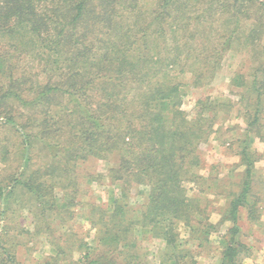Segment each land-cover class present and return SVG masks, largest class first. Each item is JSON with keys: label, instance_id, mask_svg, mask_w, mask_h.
<instances>
[{"label": "trees", "instance_id": "1", "mask_svg": "<svg viewBox=\"0 0 264 264\" xmlns=\"http://www.w3.org/2000/svg\"><path fill=\"white\" fill-rule=\"evenodd\" d=\"M151 1L145 7V0H0V126L14 128L17 136L14 170L1 147L7 181L0 198L5 204L16 196L37 202L29 209L39 213L40 207L59 206L57 200L71 209L81 193L75 168L90 157L114 158L107 176L121 182L125 197L134 183L148 185L147 202L133 212V221L124 213L127 203L118 199L110 213L88 205L84 218L101 225L96 232L101 251L91 264H115L119 257L118 264H138L127 261L142 258L129 252L127 234L134 224L170 246L167 258L175 264H194L179 250L177 225L189 228L200 212L198 194L188 195L184 183L196 177L198 144L211 131L218 105L200 100L196 117L188 118L178 76L190 73L193 86L208 84L205 78L219 67L222 48H230L237 34L239 16L221 19L222 26L231 25L224 41L214 42V19L207 18L220 13L223 0ZM257 9L264 14V3ZM258 26L255 40L264 54V21ZM19 106L27 108L26 120ZM261 108L257 96L246 131H255ZM240 152L246 170L228 208L233 225L220 264H240L238 254L247 249L236 237L237 216L252 186V155L245 146ZM8 228L4 224L0 231V264H18L17 237Z\"/></svg>", "mask_w": 264, "mask_h": 264}, {"label": "rangeland", "instance_id": "2", "mask_svg": "<svg viewBox=\"0 0 264 264\" xmlns=\"http://www.w3.org/2000/svg\"><path fill=\"white\" fill-rule=\"evenodd\" d=\"M223 1L218 9L220 13L207 18L214 19L211 40L224 41L223 33L231 25V22L226 21L222 26L221 19L224 17L236 15L239 16V22L230 48H222L225 52L219 67L205 78L209 82L206 85L193 86L190 73L178 76L182 81L181 107L188 118L196 117L200 100L208 99L218 108L211 131L198 144L200 162L194 169L196 177L184 183L188 195L198 194L200 212L195 211L197 213L192 216L189 228L178 223L176 239L179 250L184 249L194 264L221 263V252L233 225L228 208L231 200L240 192L246 170L240 152L241 147L245 146L252 155V186L247 193L246 205L239 208L237 216L239 231L236 237L247 247L239 252L238 261L240 264H264V108H261L258 126L252 128H256L255 131H246V117L248 112L254 111V99L257 96L262 99L264 107V54L255 40L259 32L258 20L264 21V14L257 7L264 0ZM145 4V7H149L153 2L145 0ZM260 37L264 43V32L260 33ZM55 101L60 102V98H55ZM17 109L23 117L21 119L26 120L27 108L19 106ZM3 123L4 119L0 118V124ZM0 142V151L5 146L3 152L9 160L7 167L14 170L15 163L10 161L17 148L14 128L0 126ZM114 165L116 161L112 157H90L79 162L75 169L81 193L76 201L78 205L68 210L63 208L60 200H57L59 206L45 211L40 207L42 213H39L41 210L29 209L35 208L37 202H25L16 196L15 200L11 199L5 204L3 197L0 198V208H4V213L0 214V231L2 225L6 224L9 226L8 234L16 235L17 239L13 242L16 243L18 264H89L90 260L99 258L97 251H101V248L96 241V232L101 225L97 223L91 226L84 218L89 216V204L96 205L94 208L100 212L110 213L116 199L126 202L124 213L133 221V212H140L148 197V185L135 183L130 186L126 197L123 196L121 182L107 176L108 169ZM2 168L3 163L0 162V187L7 181V174ZM2 178L5 180L1 181ZM55 197H61L59 189H55ZM93 217L98 219L96 212ZM203 232H206L205 235ZM150 235L146 227L135 224L130 227L127 234L131 246L129 252H136L142 258L128 259V263L175 264L171 258H167L170 246ZM119 261L120 257L115 264Z\"/></svg>", "mask_w": 264, "mask_h": 264}]
</instances>
